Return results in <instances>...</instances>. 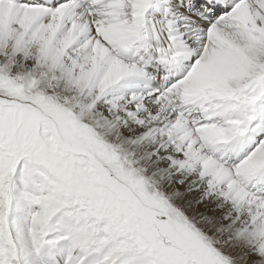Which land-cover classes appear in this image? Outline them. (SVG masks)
I'll list each match as a JSON object with an SVG mask.
<instances>
[{
  "label": "snow or ice",
  "instance_id": "snow-or-ice-1",
  "mask_svg": "<svg viewBox=\"0 0 264 264\" xmlns=\"http://www.w3.org/2000/svg\"><path fill=\"white\" fill-rule=\"evenodd\" d=\"M0 264H264V0H0Z\"/></svg>",
  "mask_w": 264,
  "mask_h": 264
}]
</instances>
